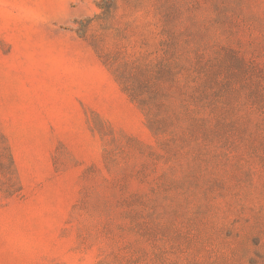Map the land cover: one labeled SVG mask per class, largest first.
<instances>
[{
    "label": "rangeland",
    "instance_id": "374dc122",
    "mask_svg": "<svg viewBox=\"0 0 264 264\" xmlns=\"http://www.w3.org/2000/svg\"><path fill=\"white\" fill-rule=\"evenodd\" d=\"M103 2L0 0V264H264V0ZM196 45L212 134H157L126 82Z\"/></svg>",
    "mask_w": 264,
    "mask_h": 264
},
{
    "label": "trees",
    "instance_id": "16d2710c",
    "mask_svg": "<svg viewBox=\"0 0 264 264\" xmlns=\"http://www.w3.org/2000/svg\"><path fill=\"white\" fill-rule=\"evenodd\" d=\"M103 3L106 6L115 5V0H104ZM186 51L188 56H191L189 52L193 53L196 61L186 57L178 72L169 68V64L163 67L148 65L130 73L126 82L125 90L145 109L148 126L157 134L166 131L170 124L175 123L177 126L183 122L185 126L181 128L192 138L199 134H212L209 117L202 113L204 110L212 113V58L206 56L205 49L199 45L189 46ZM235 59L238 65L235 66L236 73L245 76L248 70L245 59L238 54H235ZM262 79L257 81L259 86L254 92L258 91L259 95L253 101L261 99ZM177 91L181 98V109L174 112L172 118L163 116L162 112L170 106L173 94ZM16 172L11 148L0 126V178L10 183L8 194L15 193Z\"/></svg>",
    "mask_w": 264,
    "mask_h": 264
},
{
    "label": "crops",
    "instance_id": "0c3cea01",
    "mask_svg": "<svg viewBox=\"0 0 264 264\" xmlns=\"http://www.w3.org/2000/svg\"><path fill=\"white\" fill-rule=\"evenodd\" d=\"M34 13V12H33ZM24 16V15H23ZM15 22V17L14 16H8L5 14H1L0 11V34H3L5 36H8L7 34H4V31L10 32V30H13L14 27L10 26V23ZM25 22L27 24L32 25L33 27L38 24V20L35 19V17H27L25 16ZM13 33V32H12ZM14 42H16V39H12Z\"/></svg>",
    "mask_w": 264,
    "mask_h": 264
}]
</instances>
